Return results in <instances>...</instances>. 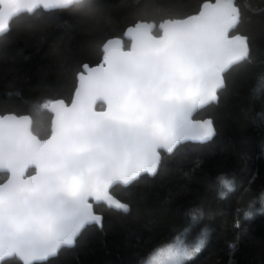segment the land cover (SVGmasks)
I'll return each instance as SVG.
<instances>
[{
	"label": "snow or ice",
	"instance_id": "obj_1",
	"mask_svg": "<svg viewBox=\"0 0 264 264\" xmlns=\"http://www.w3.org/2000/svg\"><path fill=\"white\" fill-rule=\"evenodd\" d=\"M123 3L126 12L116 17L102 0H0V35L22 13L63 11L82 33L96 34L102 52L94 65L74 63L70 100L34 106L50 114L43 135L35 114L0 112V264H47L91 226H103L100 205L130 214L113 189L156 176L164 155L186 142L211 141L214 120L196 114L220 102L230 72L253 63L251 39L237 31L236 0H203L186 15L152 0ZM121 19L120 35L100 39L105 25ZM222 183L235 191L234 182ZM211 214L192 206L185 232ZM207 239V228L191 241L178 235L142 264H191Z\"/></svg>",
	"mask_w": 264,
	"mask_h": 264
},
{
	"label": "trees",
	"instance_id": "obj_2",
	"mask_svg": "<svg viewBox=\"0 0 264 264\" xmlns=\"http://www.w3.org/2000/svg\"><path fill=\"white\" fill-rule=\"evenodd\" d=\"M202 2L152 0L181 15L195 13ZM236 2L242 12L237 31L250 37L253 63L230 72L229 90L220 102L196 114L197 119L214 120L216 135L204 144L186 142L165 154L156 176H145L129 188H114L115 196L130 204L131 213L98 206L103 226H91L73 247L62 249L47 264H142L176 236L184 234L191 241L204 228L206 247L191 264H264V0ZM102 3L113 16L126 12L123 0ZM125 23L121 19L105 25L100 39L120 35ZM95 35L82 33L63 11L13 19L0 37V112L35 114L36 129L43 135L50 114H36L34 106L47 99L70 100L74 63L94 65L102 56ZM225 181L234 182L235 191L224 189ZM192 206L212 214L197 231L185 232ZM247 211L253 212L251 220L244 218ZM231 244L236 245L234 251Z\"/></svg>",
	"mask_w": 264,
	"mask_h": 264
},
{
	"label": "water",
	"instance_id": "obj_3",
	"mask_svg": "<svg viewBox=\"0 0 264 264\" xmlns=\"http://www.w3.org/2000/svg\"><path fill=\"white\" fill-rule=\"evenodd\" d=\"M201 6V5H200ZM199 6V7H200ZM22 14H27V15H30V14H28V13H22ZM21 15V14H20ZM19 16V15H18ZM15 19V18H14ZM4 34H2V35H0V37L1 36H3ZM204 119H208V118H204ZM202 120V119H201ZM189 143H192V144H201V143H197V142H189ZM204 144V143H203ZM166 155H168V154H166ZM149 177H151V176H149ZM105 207V206H104ZM106 208V207H105ZM108 209V208H107ZM113 211H115V210H113ZM97 227H99V226H97ZM71 248V247H70ZM17 261H19V260H17ZM20 262V261H19Z\"/></svg>",
	"mask_w": 264,
	"mask_h": 264
}]
</instances>
